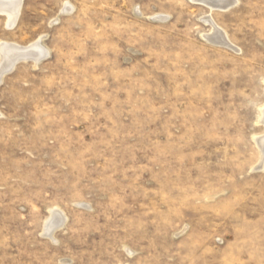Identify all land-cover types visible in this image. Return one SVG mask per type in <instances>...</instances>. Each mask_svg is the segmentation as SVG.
Segmentation results:
<instances>
[{"label": "rangeland", "instance_id": "rangeland-1", "mask_svg": "<svg viewBox=\"0 0 264 264\" xmlns=\"http://www.w3.org/2000/svg\"><path fill=\"white\" fill-rule=\"evenodd\" d=\"M234 1L0 13L47 53L0 77V264H264V0Z\"/></svg>", "mask_w": 264, "mask_h": 264}, {"label": "bare ground", "instance_id": "bare-ground-1", "mask_svg": "<svg viewBox=\"0 0 264 264\" xmlns=\"http://www.w3.org/2000/svg\"><path fill=\"white\" fill-rule=\"evenodd\" d=\"M194 1L201 2L207 5L211 10L213 9H219V10L223 9L224 10V8L232 6L234 3H236L234 0H194ZM20 5H21V0H0V13L5 14V16L7 17V26L11 27L14 25L15 20L17 19V16L20 10ZM69 8L70 7H68V5L64 6V11H69L70 10ZM203 19H205L206 23H209V25H211L210 27H212L214 31L213 34L209 37V39L215 42L230 46L228 45V42L226 40V35L220 32L218 28L216 29V27L214 26L215 25L214 22L212 23L210 19L209 20H207L206 18H203ZM46 54H47L46 50L40 47L39 45H34L28 49H20L12 45L0 44V56L2 58L8 56L7 63L4 62L5 64L4 66L0 65V77H2L1 75H3L2 70L6 69L9 66L10 68H12L11 66L16 61L33 59L36 62L38 61V59L45 56ZM262 114H263V118L261 120L264 123V110ZM259 142H262L263 147L261 146L260 147L262 148V157L264 159V139H262V141H259ZM55 213L58 216H55L56 215ZM50 216L51 218L47 220V222L44 225L45 226L44 231L48 234L52 233L56 228L60 227L63 221L61 214H59V212L55 210H52L50 212Z\"/></svg>", "mask_w": 264, "mask_h": 264}]
</instances>
